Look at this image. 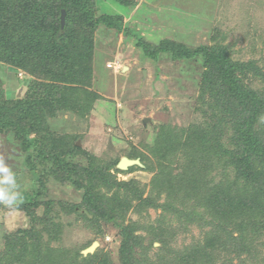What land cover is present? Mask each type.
I'll return each mask as SVG.
<instances>
[{
  "label": "trees",
  "instance_id": "16d2710c",
  "mask_svg": "<svg viewBox=\"0 0 264 264\" xmlns=\"http://www.w3.org/2000/svg\"><path fill=\"white\" fill-rule=\"evenodd\" d=\"M112 1L122 8L139 2ZM98 12V0H0V66L30 79L22 96L10 99L0 76V134L11 136L24 164L9 171L15 184L0 175V190L21 197L18 208L0 203V211L28 219L27 227L0 230V264H116L100 246L82 253L110 228L119 238L118 264H264V63L235 59L223 35L194 48L137 36L152 60L168 55L201 66L200 117L187 127L168 125L148 153L128 154L145 167L122 171L118 159L90 153L55 126L61 116L87 118L101 99L89 89L100 27L132 34L123 16ZM134 171L153 177L148 184L118 179ZM50 184L74 189L81 202L55 199ZM62 215L93 234L83 247L59 246ZM195 226L202 236L176 248L180 232Z\"/></svg>",
  "mask_w": 264,
  "mask_h": 264
},
{
  "label": "rangeland",
  "instance_id": "374dc122",
  "mask_svg": "<svg viewBox=\"0 0 264 264\" xmlns=\"http://www.w3.org/2000/svg\"><path fill=\"white\" fill-rule=\"evenodd\" d=\"M98 8V14L123 16L132 34L126 36L100 27L96 34L93 84L89 89L101 99L87 118L65 115L58 118L55 126L60 132L77 136V146L99 157L118 159L120 163L133 150L148 153L147 147L155 146L157 137L164 134L168 125L187 127L200 117L195 108L201 66L176 62L168 55L152 60L136 46L137 36L154 45L171 39L194 48L210 45L213 34L223 35L225 43L233 46L235 59H260V64L264 63V0H139L133 8H122L112 0H98ZM18 73L0 66L10 99L20 98L30 80L27 73ZM146 119L150 122L144 124ZM10 137L0 134V159L9 171L12 167L23 170V155ZM152 177V173L145 171L118 175L119 180L134 178L143 184H148ZM50 185L55 199L81 202V194L74 189ZM3 186L0 181V187ZM130 216L139 220L135 214ZM151 216L156 218L154 211ZM61 221L64 233L59 246L80 248L93 237L75 216L62 215ZM27 225L23 214L1 209L0 230ZM105 232V240L93 244L98 242L118 264L117 231L110 228ZM202 233L198 226L190 232H180L175 247L191 245Z\"/></svg>",
  "mask_w": 264,
  "mask_h": 264
},
{
  "label": "clouds",
  "instance_id": "9594fccd",
  "mask_svg": "<svg viewBox=\"0 0 264 264\" xmlns=\"http://www.w3.org/2000/svg\"><path fill=\"white\" fill-rule=\"evenodd\" d=\"M0 173H4L3 178L4 182L15 184V174H9V168L3 163V160L0 159ZM0 203L3 205L16 209L21 203V197L19 199L16 195H9L6 191L0 190Z\"/></svg>",
  "mask_w": 264,
  "mask_h": 264
},
{
  "label": "water",
  "instance_id": "95a60500",
  "mask_svg": "<svg viewBox=\"0 0 264 264\" xmlns=\"http://www.w3.org/2000/svg\"><path fill=\"white\" fill-rule=\"evenodd\" d=\"M65 23H66V11L63 10L62 11V15H61V28L62 30H64L65 28ZM146 122H150L149 119H146L143 121L144 124H146ZM134 166H139V167H143L142 163L140 162V160H131L129 158H122V160L120 161V163L118 164V168L122 171H126L131 167ZM99 247V243L95 242L90 248L86 249L85 251H83V254L86 256L88 254H93L96 249Z\"/></svg>",
  "mask_w": 264,
  "mask_h": 264
}]
</instances>
